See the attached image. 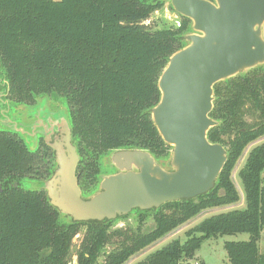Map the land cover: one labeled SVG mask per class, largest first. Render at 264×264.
Here are the masks:
<instances>
[{
	"label": "trees",
	"instance_id": "1",
	"mask_svg": "<svg viewBox=\"0 0 264 264\" xmlns=\"http://www.w3.org/2000/svg\"><path fill=\"white\" fill-rule=\"evenodd\" d=\"M163 0H0V63L6 69L8 99L34 105L37 98L63 97L81 156L77 175L85 195L101 174L98 158L121 147L149 149L158 158L170 146L150 108L160 99L158 79L169 57L184 46L191 20L176 29L146 23ZM211 116L221 123L212 142L230 153L218 185L196 199L168 202L153 212L155 225L141 231L116 228L115 220L68 222L45 190L21 186L24 178L45 179L55 153L43 141L35 150L18 133L0 130V264H68L72 239L86 225L79 264H95L101 249L116 246L102 264L130 257L186 224L201 212L240 201L233 171L247 147L264 137V65L215 85ZM264 141L248 152L239 170L245 207L205 217L136 264H207L193 261L203 243L220 235L250 233L247 241H226L228 264H264L259 241L264 230ZM89 181V185L87 184ZM90 182L94 184L91 186ZM126 216H122L123 218Z\"/></svg>",
	"mask_w": 264,
	"mask_h": 264
},
{
	"label": "water",
	"instance_id": "2",
	"mask_svg": "<svg viewBox=\"0 0 264 264\" xmlns=\"http://www.w3.org/2000/svg\"><path fill=\"white\" fill-rule=\"evenodd\" d=\"M168 3L191 25L183 34L184 46L169 57L160 74L161 96L150 108L170 146L166 164L149 149H113L107 159L114 170L101 173L97 189L85 195L77 175L81 156L68 107H58L42 95L35 105L24 106L26 123L6 121L8 131L33 135L37 141L44 136L54 150L51 175L35 180L29 190H45L50 204L68 222L117 220L136 209L196 199L218 185L230 153L224 144L209 139L210 130L221 123L211 116L215 85L264 65V0Z\"/></svg>",
	"mask_w": 264,
	"mask_h": 264
},
{
	"label": "rangeland",
	"instance_id": "3",
	"mask_svg": "<svg viewBox=\"0 0 264 264\" xmlns=\"http://www.w3.org/2000/svg\"><path fill=\"white\" fill-rule=\"evenodd\" d=\"M164 3L161 7H158L156 10H154L150 16V18L146 21L147 24L153 27V29H160V28H174L176 29L179 25V23L182 21L183 16H181L178 12H176L172 5L168 3L167 0H163ZM190 31V29H189ZM188 32V31H187ZM9 84V81L6 77V69L1 65L0 63V130H7L6 127V121H15L18 122V124L26 123L27 118L25 114L27 113V109L25 110L24 106L26 104H20L18 102L12 101L7 98L6 96V89ZM47 95V94H46ZM50 100L52 102H55L56 106L58 107H68L66 105V100L63 97L58 98V100H55L50 95H48ZM36 104V103H35ZM34 104V105H35ZM32 106V105H30ZM9 132H12L9 130ZM20 133V132H19ZM18 133V134H19ZM20 137H22L27 145L28 148L31 150H35L38 147V144H40L36 140V138L33 135H29L27 137H23L21 133L19 134ZM264 141V137L259 139L257 142L250 144L246 151L244 152L243 156L239 160L237 166L235 167L232 178L240 192V201L234 204L233 206H222V207H215L207 209L203 212H201L198 216L187 222L186 224L178 227L168 235L164 236L157 242H155L153 245L145 248L144 250L140 251L136 255L130 257L124 264H136L139 261L145 259L149 254L156 251L157 249L163 247L168 242L175 238H179L182 241L186 240V232L190 228H192L194 225L199 223L201 220H203L205 217H208L212 214L229 210L233 207H245V195H244V186L242 179L239 175V170L244 165L246 157L248 152L252 149L253 146H255L258 143H261ZM36 143V145H35ZM170 152V151H169ZM108 154H104V156H100L98 158V162L100 165V171L99 173H108L112 172L114 169L109 165L108 163ZM169 153L164 155L163 157H160L162 162L166 164V159L168 158ZM262 178L264 179V171L262 172ZM36 179L31 178H24L21 181V186L25 189H30L34 187V181ZM87 184L89 185V181H87ZM91 186H94L90 182ZM1 188V187H0ZM67 219L65 217L61 218ZM155 225V219H154V213L148 212L145 213V216L143 217V220L141 219V215L138 211H133L126 217L117 219L113 221L110 224L109 229L113 230L116 228H127L131 227L133 229L141 228V231H147L154 227ZM87 226L82 225L80 226L78 233L73 237L72 239V245L70 250V255L68 257V264H79L78 261V253L81 251L82 247V241L84 238V235L87 231ZM251 237L250 233L248 232H241L236 234H226V235H220L217 238H211L206 240L200 249L196 252L195 258L193 261L197 260H203L207 264H228V254L227 250L225 248V242L226 241H247ZM116 246V243L113 242L111 244L105 245L101 251L100 255L97 258V261L95 264H102L105 255H107L114 247ZM259 247L260 251L264 252V230L262 232L261 239L259 241Z\"/></svg>",
	"mask_w": 264,
	"mask_h": 264
},
{
	"label": "flooded vegetation",
	"instance_id": "4",
	"mask_svg": "<svg viewBox=\"0 0 264 264\" xmlns=\"http://www.w3.org/2000/svg\"><path fill=\"white\" fill-rule=\"evenodd\" d=\"M168 1V0H167ZM54 137V136H53ZM41 138H43V141H45V139H44V136L43 137H41ZM41 138H39V143H40V141H41ZM53 142V141H52ZM38 146H39V144H38ZM53 150V149H52ZM54 151V150H53Z\"/></svg>",
	"mask_w": 264,
	"mask_h": 264
}]
</instances>
